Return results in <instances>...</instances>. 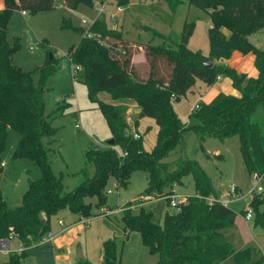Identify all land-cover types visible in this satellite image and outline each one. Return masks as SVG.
<instances>
[{
	"label": "trees",
	"instance_id": "trees-1",
	"mask_svg": "<svg viewBox=\"0 0 264 264\" xmlns=\"http://www.w3.org/2000/svg\"><path fill=\"white\" fill-rule=\"evenodd\" d=\"M115 1L126 5L130 0ZM164 1L172 12L187 2L209 16L208 55L187 47L193 31L190 22L184 23L180 33L168 34L144 25L143 29L162 39L159 45L130 41L123 37L121 30L107 28L101 20L84 28L82 31L91 35L84 34L67 55L71 63L81 67L89 97L96 100L97 93L103 90L113 98L134 99L140 109L139 116L153 118L158 129L153 148L146 151L141 134L138 132L139 138L133 137L122 111L97 100L112 130L114 144L88 148L85 158L89 167L82 171L83 181L65 191L62 176L52 169L50 154L54 152L52 142L56 128L50 115L45 114L44 99L47 91L44 83L56 71L58 58L49 53L42 65L23 70L13 61L19 49L18 38H14L12 44L6 39L13 11L37 13L52 9L57 3L55 0H3L0 9V153L5 147L8 129H13L20 134L13 157L30 159L41 172L39 179L29 182L18 206L8 207L0 194V240L17 237L22 247L19 253H8L9 258L3 264H21L28 250L39 245L49 232L50 218L59 211L66 209L79 217L92 216V202L85 199L94 198L99 204L106 202L108 181L114 179L116 188H125L134 171L146 173L147 186L140 195L149 199L164 198L170 206L174 186L182 184L185 175L192 176L194 189L201 195L188 196L179 204V209L166 211L162 224L153 222L152 213L142 207L137 213L127 208L122 212V229L127 233L138 232L149 252L158 255L157 264H225L228 258L232 259V264H264L262 258L252 259L250 248L235 249L225 239L223 230L234 224L236 213L229 205L209 204L205 197L219 196L210 176L197 160L182 152L186 131L197 133L201 147L207 137L224 140L236 135L247 172L264 171V50L247 39L248 35L264 30V0ZM63 2L69 9H75L78 4L93 6V0ZM223 28L229 30V36L223 33ZM139 48L143 49L148 65L144 75L132 62ZM234 51L255 55L256 77L237 73L224 63ZM36 72H40L43 85L35 84ZM219 77H229L241 95L219 93L207 103L199 102L189 113L196 124L182 122L173 102L185 95L197 80L210 87ZM137 125L136 121L135 131ZM177 148L179 157L165 161ZM206 157L211 158V155L206 153ZM1 163L0 160V173ZM261 203L263 200L257 194L251 197L249 205L253 213H259ZM258 217L256 222L264 224V217ZM102 261L121 264L112 239L102 243ZM76 264L88 263L79 258Z\"/></svg>",
	"mask_w": 264,
	"mask_h": 264
},
{
	"label": "rangeland",
	"instance_id": "rangeland-1",
	"mask_svg": "<svg viewBox=\"0 0 264 264\" xmlns=\"http://www.w3.org/2000/svg\"><path fill=\"white\" fill-rule=\"evenodd\" d=\"M55 2L57 4L52 9L37 13L27 11L26 15H22L19 10L13 11L6 39L12 44L14 38H18L19 49L14 54L13 61L23 70H33L35 66L42 65L45 59L49 58V53L58 58L57 69L47 78L46 83L43 82L40 72L34 74V82L38 83V86L44 83L45 89L47 88L44 93L45 114L50 115L51 123L56 128L52 142L54 152L50 154L52 169L62 176L64 190L69 191L83 181L82 171L89 167L85 151L90 147H103L113 138L112 130L98 108L97 100L112 104L121 111L125 109L122 105L132 100L113 98L108 91L103 90L97 93L96 100L89 97L81 72L75 69L76 64L71 63L67 55L70 48L77 45L85 34L86 31L82 30L87 29L95 20H101L107 28L121 30L129 40L159 45L162 39L143 29L144 25L162 34H168L171 31L180 33L184 23L190 22L193 24V31L187 47L208 55L207 33L210 18L205 12L187 2L181 3L174 12L164 0H130L126 5H118L115 0H93V6L78 4L75 9H69L63 0ZM118 6L121 10H118ZM83 20L87 22L86 26L82 25ZM222 31L226 36L230 35L229 30L223 28ZM93 37L99 38V35L93 34ZM247 39L256 47L264 49V30L249 35ZM137 67L144 75L148 65L141 63ZM205 88L207 87L203 82L197 80L191 88L192 91L173 102L182 122L196 124L194 119L189 118V113L195 104L204 101L198 100V97L204 94ZM122 113L126 123L134 131L135 124L131 122L132 119L128 120L127 114ZM132 115L131 117H134ZM136 129L142 136L143 148L150 151L156 142L158 127L155 120L151 117H140ZM19 139V133L8 129L6 144L0 153V160L4 163L0 173V194L10 208L20 204L29 182L41 176L33 161L13 157ZM202 145L203 147L197 133L185 132L183 154L200 163L210 176L219 196L233 185L237 186L242 194H246L256 184V180L247 172L243 163L238 136L233 135L224 140L207 137ZM178 149L165 161L170 162L179 157ZM206 153L210 154L211 158H207ZM260 174L263 179L259 185L264 188V171ZM115 184L114 179L108 181L107 189L110 193L106 191V202L99 204L94 198L85 199L92 202V216L78 217L66 209L52 216L50 230L44 236L50 239L49 236L64 230L58 237V244L50 245L51 252L40 251L47 250L49 243L38 245V253L35 254L38 257L27 256L21 264H50L42 260L76 264L79 258L88 264H104L102 243L107 239L114 241L121 264H157L158 255L149 252L139 233H127L122 229L120 216L126 208L137 213L142 207L146 212L152 213L153 222L162 224L164 213L176 209L169 206L164 198L149 199L148 196L140 195L147 186V175L143 171H134L125 188H116ZM174 194L185 198L199 194L194 189L191 175H185L182 184L174 186ZM256 194L263 200L258 208L259 213L254 212L251 220H245L243 210L249 205L250 195L232 201L229 207L236 213L234 224L225 228L223 233L235 249L250 248L252 259L264 260V224L256 222L258 216L264 217V214H261L264 211V191ZM119 209L121 211H118ZM59 219L63 222L62 226L57 223ZM19 249V239L11 237L10 252H17ZM78 250L82 253L81 257L77 256ZM8 258V253L0 251V264ZM225 264H232V259L228 258Z\"/></svg>",
	"mask_w": 264,
	"mask_h": 264
},
{
	"label": "crops",
	"instance_id": "crops-1",
	"mask_svg": "<svg viewBox=\"0 0 264 264\" xmlns=\"http://www.w3.org/2000/svg\"><path fill=\"white\" fill-rule=\"evenodd\" d=\"M1 8H3V0H0V9ZM119 9L121 10V7L118 6V10ZM248 36H247V38H248ZM123 37H124V35H123ZM130 41H136V40H130ZM254 60H255V55L253 53L242 54L239 51H234L231 54V57L229 59H227L224 63L226 65H228L229 67L233 68L237 73L245 74L247 77H256L258 75V70H257V68L254 65ZM132 62L136 66H138V64L145 63L144 51H143L142 48H139L133 54ZM189 91H192V89H190ZM219 93L230 94V95H233V96H240L241 95L240 91L233 85V82H232V80L229 77H219L218 80L212 86L205 88L204 94L203 95L200 94L199 97H198V100L202 99V100H204L203 102L207 103V102L211 101ZM132 100L129 103L122 105L125 108L124 111H122V112L127 114V119L128 120L132 119L131 122L135 124L136 121L138 123V120L140 118V116H139L140 109L138 107L137 102L134 99H132ZM196 105L197 104H195V106ZM131 114H133L132 116H134V117H131ZM59 220H61V219H59ZM57 223H58V221H57ZM62 232L56 233L55 235L51 236V239L48 242H43V243H40L39 245H44V244H47V243H49V246L52 243L58 244V237L60 236V234ZM37 246L38 245H36V248H33L35 246L31 247L28 250L27 256L31 255V256L38 257V256L35 255V254L38 253V252H36V250L38 249ZM51 249H52V247L50 246V247L47 248V250L45 249V250H40V251H45V252L49 251V252H51ZM43 261H47L50 264H59V263H55L53 260L52 261H50V260H42V262Z\"/></svg>",
	"mask_w": 264,
	"mask_h": 264
},
{
	"label": "built area",
	"instance_id": "built-area-1",
	"mask_svg": "<svg viewBox=\"0 0 264 264\" xmlns=\"http://www.w3.org/2000/svg\"><path fill=\"white\" fill-rule=\"evenodd\" d=\"M21 14L26 15V11L21 10ZM82 25L86 26L87 22L85 20H83ZM85 34L87 36L91 35L88 31H86ZM75 69L80 71L81 67L79 65H76ZM76 126H78V125H76ZM132 135L134 138H139V136H140L139 133L135 130L134 131L132 130ZM3 165H4V163H1V166H3ZM251 176L256 180V184L253 187H251V189L248 193L242 194L240 192V190L237 188V186L233 185V186H230L228 189H225L222 192L221 196H218V197L209 196V197H205V199L209 202V204H212L214 202H219L224 206H228L232 201L244 198V197H246V195H250L252 197L256 193L263 192V189H264L263 186L259 185V183L263 179V175H261L260 173L254 172V173H252ZM107 192L110 193L109 190ZM197 196L201 197L199 195H197ZM185 200H186V198L182 197V195L173 194V195H171L170 206L174 207L175 209H179V204L181 202H184ZM118 211H121V209H119ZM252 216H253L252 207L250 205H248V207L244 209V218H245V220H251ZM58 224L63 225L62 220H58ZM49 237L51 239V236H49ZM50 239H46V237L44 236L41 240V243L48 242ZM21 248L22 247L20 244V249L17 251V253H19L21 251ZM0 251H2L4 253H10V238L0 240Z\"/></svg>",
	"mask_w": 264,
	"mask_h": 264
},
{
	"label": "water",
	"instance_id": "water-1",
	"mask_svg": "<svg viewBox=\"0 0 264 264\" xmlns=\"http://www.w3.org/2000/svg\"><path fill=\"white\" fill-rule=\"evenodd\" d=\"M208 64H209V65H211V62H208ZM126 133L128 134V133H129V131H128V130H126ZM107 144H110V145L114 144V139H113V138H112V139H110V140L107 142ZM77 256H78V257H81V256H82V253H81V251H80V250H78Z\"/></svg>",
	"mask_w": 264,
	"mask_h": 264
}]
</instances>
